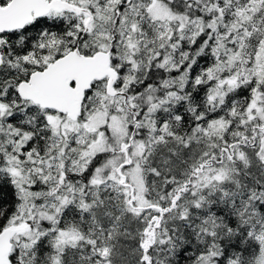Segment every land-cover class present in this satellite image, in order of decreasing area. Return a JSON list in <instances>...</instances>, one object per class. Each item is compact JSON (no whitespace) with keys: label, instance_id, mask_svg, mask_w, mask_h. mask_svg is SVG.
I'll return each mask as SVG.
<instances>
[{"label":"snow or ice","instance_id":"snow-or-ice-1","mask_svg":"<svg viewBox=\"0 0 264 264\" xmlns=\"http://www.w3.org/2000/svg\"><path fill=\"white\" fill-rule=\"evenodd\" d=\"M0 264H264V0H0Z\"/></svg>","mask_w":264,"mask_h":264}]
</instances>
